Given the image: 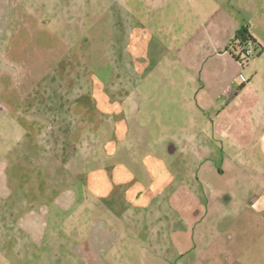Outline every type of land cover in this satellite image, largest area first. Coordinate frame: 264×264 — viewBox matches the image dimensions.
<instances>
[{"label": "rangeland", "instance_id": "rangeland-1", "mask_svg": "<svg viewBox=\"0 0 264 264\" xmlns=\"http://www.w3.org/2000/svg\"><path fill=\"white\" fill-rule=\"evenodd\" d=\"M202 1L0 0V168L16 192L13 200L29 195L39 209L68 187L81 199L82 172L112 166L114 150L133 173L152 155L166 160L182 179L200 177L208 196H233L230 203L213 199L207 206L197 230H206L210 244L204 254L200 249L183 253L184 264H264L259 149L264 121L226 117L219 122L221 102L200 108L196 96L204 82H191L196 74L191 58L177 66L171 52ZM206 2L212 12L224 11L222 17L236 16L250 25L264 43V0ZM235 55L245 60L240 50ZM193 134L198 145L212 150L202 153L203 164H195L193 154L178 145V152H170L175 139ZM66 176L78 178L63 182ZM195 187L196 207L205 205L201 186ZM68 214L65 228L74 226V218L80 232H71L67 247L86 243L97 214ZM140 253L127 240L106 249L102 259L104 264H159ZM176 263L174 256L167 262ZM47 264L58 263L47 259Z\"/></svg>", "mask_w": 264, "mask_h": 264}, {"label": "crops", "instance_id": "crops-1", "mask_svg": "<svg viewBox=\"0 0 264 264\" xmlns=\"http://www.w3.org/2000/svg\"><path fill=\"white\" fill-rule=\"evenodd\" d=\"M203 1L195 7V17L188 20L189 28L184 39L171 47L177 57L175 65L180 66L183 60L191 58L196 72L191 82H204L200 85L203 91L196 96L198 106L214 107L221 102L219 122L226 117L252 118L262 122L264 43L252 32L250 25H243L236 16L222 17L224 11L219 15L217 11L212 12L210 3ZM220 9L224 10L223 7ZM244 27L262 48L254 47L258 49H254V56L241 64L243 58L235 55L239 47L232 46V43L237 32ZM162 50L170 52L168 48ZM214 90H217L216 94ZM262 136L259 149L264 156V133ZM174 143L170 144V152H178V145L182 151L193 154L195 164H203L207 160L205 154L212 152L205 149L202 142L198 145L195 134L188 135L183 141L175 139ZM116 152L114 150L109 156L113 165L102 171L93 168L92 161L87 165V169L92 168L82 172L85 175L81 178L84 182L81 199L68 187L39 209L29 195L22 200H13L16 192L9 185L7 171L0 168V264H47V259L58 264H104L103 252L106 249L109 252L118 242L127 240L141 250L144 259L151 254L154 260H160L159 264H167L173 256L178 259L176 264H184L180 258L185 256L181 255L196 249L204 254L210 243L206 240V230H197L199 219L207 216L206 208L213 199L221 204L230 203L233 196L211 193L208 196L200 177L182 179L170 169L166 160L152 155L143 159V171L133 173L127 168L125 157L120 158ZM63 167L67 169L65 165ZM72 178H62V181L74 182L78 176ZM197 185L201 186L200 195L206 202L198 207L195 203ZM84 210L97 214L94 227L86 243L81 240L67 247L66 239L74 237L71 232H80V223L74 218L71 220L74 226L70 230L65 228L67 214L70 211L68 215L82 217ZM105 213L112 218L104 216ZM107 221L115 226L114 231ZM48 247L53 253L51 258L48 257Z\"/></svg>", "mask_w": 264, "mask_h": 264}, {"label": "trees", "instance_id": "trees-1", "mask_svg": "<svg viewBox=\"0 0 264 264\" xmlns=\"http://www.w3.org/2000/svg\"><path fill=\"white\" fill-rule=\"evenodd\" d=\"M248 42H251L255 47L257 46L258 49L262 48V46L258 44L255 38L248 31V28L244 27L240 31L237 32L236 37L232 43V46L235 47V45H237V47H239L240 52L243 54L244 47Z\"/></svg>", "mask_w": 264, "mask_h": 264}, {"label": "built area", "instance_id": "built-area-1", "mask_svg": "<svg viewBox=\"0 0 264 264\" xmlns=\"http://www.w3.org/2000/svg\"><path fill=\"white\" fill-rule=\"evenodd\" d=\"M254 45L251 42H248L245 47H244V53L243 55L245 56V60L241 62V64H244L247 62L250 58L254 56Z\"/></svg>", "mask_w": 264, "mask_h": 264}]
</instances>
